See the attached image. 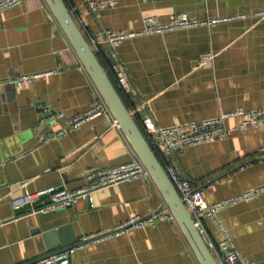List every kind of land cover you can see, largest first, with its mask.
<instances>
[{"label": "crops", "instance_id": "obj_1", "mask_svg": "<svg viewBox=\"0 0 264 264\" xmlns=\"http://www.w3.org/2000/svg\"><path fill=\"white\" fill-rule=\"evenodd\" d=\"M87 37L100 28L141 29L143 18L186 11L198 18L236 17L184 29L129 36L113 50L96 52L121 88L127 108L140 122L149 113L161 125L201 119L264 104V0H117L95 17L85 0H64ZM238 15H244L238 17ZM231 20V21H230ZM211 53L199 61V54ZM44 73L22 84L7 82ZM5 81V82H4ZM100 94L61 30L46 0H23L0 10V264H21L83 237L103 233L132 216L157 211L164 197L152 177L131 178L78 197L49 213L18 212L12 200L51 188L83 187L90 167L112 166L137 157L111 113L96 115L61 137L67 126ZM227 116L222 138L163 155L212 203L264 186V126L237 130ZM221 225L247 257L264 259V192L218 211ZM211 240L222 232L203 218ZM78 245V244H76ZM29 264H44L35 261ZM72 264H200L176 222L129 226L90 240L72 253Z\"/></svg>", "mask_w": 264, "mask_h": 264}, {"label": "built area", "instance_id": "obj_2", "mask_svg": "<svg viewBox=\"0 0 264 264\" xmlns=\"http://www.w3.org/2000/svg\"><path fill=\"white\" fill-rule=\"evenodd\" d=\"M85 1L88 9L95 17H99L101 15L102 9L112 7L117 2V0ZM141 1L145 2L150 0ZM22 2L23 0H0V10L20 5ZM254 15H264V10L256 11ZM241 16L243 17L244 15H238V17ZM234 17H236V15L219 17L208 16L201 19L189 14L186 11H180L170 13L166 20H162L157 15L153 14L145 16L143 18V25L141 29L135 32H118L109 28H100L85 37L95 52H99L101 50L99 46L104 44L106 46V56L115 62L113 48L117 43L126 37L164 33L167 31L184 29L199 25H208L217 21H223ZM211 56L212 55L209 51L202 52L199 54V61L210 59ZM43 74L44 73L24 74L7 82H12L13 84L18 85L31 82L43 76ZM115 82L118 88L121 89L127 84V78L125 75L118 73ZM103 113L111 112L102 97L99 96L90 103L86 110L73 115L69 119L66 127L57 130L55 133L48 136V139L53 137H61L69 130L80 127V125L86 120ZM227 116L240 117V121L235 127L237 130L264 126V104L251 109L238 107L233 111L221 112L214 116L180 121L166 125L156 123L149 113H144L140 118L139 124L141 131L154 150L155 154H157L158 157H161L163 155L180 152L187 146L196 145L204 141L227 136L230 131L223 123L224 118ZM257 153L264 156V145L257 149ZM163 167L174 187L176 188L182 202L190 212V215L194 220V224L203 235L218 264H264V259L254 260L239 251V249L235 246L230 234L221 225L217 214L221 208L227 205L258 197L264 192V186L242 191L236 195L229 196L212 203H205L202 191L192 185L188 179L184 178L174 164L167 162L163 164ZM84 177L86 183L83 187H79L71 191H64L63 189L59 190L51 194L50 200L48 202H43L42 199L37 200L38 196L44 192L50 191L53 188L48 189L47 191L35 193L33 195L17 197L12 200V207L17 209L27 203L37 201V206H31L28 209L33 213H49L61 208L72 206L80 196H87L89 199H91L90 193L95 189H99L106 185L117 183L126 179H144L146 177H150V173L142 161L136 157L130 161L122 162L112 166L96 165L90 167L85 171ZM203 218L211 219L214 224L219 226L222 232L221 238L214 241L207 236L206 230L202 223ZM162 220L167 222H176L173 213L165 203L161 206L160 210L155 211L147 216L129 217L115 227L117 230L113 232V234H117L119 231L126 229L129 226L141 227L144 224H155L156 222ZM2 222L3 220L0 219V223ZM94 235L96 234L87 235L83 237V240ZM82 244L83 243H80L55 254L49 255L41 259L40 262L44 264H72V253Z\"/></svg>", "mask_w": 264, "mask_h": 264}, {"label": "water", "instance_id": "obj_3", "mask_svg": "<svg viewBox=\"0 0 264 264\" xmlns=\"http://www.w3.org/2000/svg\"><path fill=\"white\" fill-rule=\"evenodd\" d=\"M54 17L56 18L61 30L68 39L70 45L79 57L80 61L84 65L85 69L89 73L92 81L94 82L100 96L108 106L114 120L121 128L128 141L132 145L137 157L142 161L150 176L159 187L165 204L169 207L173 213L176 223L181 228L184 236L188 240L193 252L198 258L200 264H218L215 260L211 250L209 249L203 235L194 224V220L190 215V212L182 202L176 188L166 173L162 163L158 159L154 150L146 140L143 132L138 126L132 113L127 108L122 97L120 96L116 86L108 76L105 68L99 61L96 52L87 41L83 31L75 21L70 10L68 9L64 0H46ZM63 188L56 187L50 191L44 192L38 196L37 200H43L48 202L51 194L62 190ZM37 201L27 203L19 208L18 212L26 210L31 206H37ZM161 207L158 209L160 210ZM157 210V211H158ZM117 229H112L103 233H98L92 237L86 238L80 242L68 243L52 249L45 255L37 257L32 260L25 261L21 264H29L35 261H39L49 255L60 252L69 247L75 246L76 244L85 243L90 240L111 234Z\"/></svg>", "mask_w": 264, "mask_h": 264}, {"label": "trees", "instance_id": "obj_4", "mask_svg": "<svg viewBox=\"0 0 264 264\" xmlns=\"http://www.w3.org/2000/svg\"><path fill=\"white\" fill-rule=\"evenodd\" d=\"M96 55H97L99 61L101 62V64L103 65V67L105 68V70H106L108 76L110 77V79L112 80V82L114 83V85L116 86V88H117V90H118L120 96L122 97L124 103L126 104V102H125V100H124V97H123V93H122L121 90L118 88V86H117L115 80H114V79L111 77V75L109 74V72H108V70H107V68H106V66H105V63H104L103 59H102L101 57H99V55H98L97 53H96ZM126 106H127V104H126ZM136 122H137L138 126L140 127L139 122H138V121H136ZM156 155H157V154H156ZM157 157H158V156H157ZM158 159L160 160L159 157H158ZM160 162H161V160H160ZM161 163H162V162H161ZM162 165H163V164H162Z\"/></svg>", "mask_w": 264, "mask_h": 264}, {"label": "rangeland", "instance_id": "obj_5", "mask_svg": "<svg viewBox=\"0 0 264 264\" xmlns=\"http://www.w3.org/2000/svg\"><path fill=\"white\" fill-rule=\"evenodd\" d=\"M231 21V20H230ZM217 23H218V21H217ZM211 24H213V23H211Z\"/></svg>", "mask_w": 264, "mask_h": 264}]
</instances>
